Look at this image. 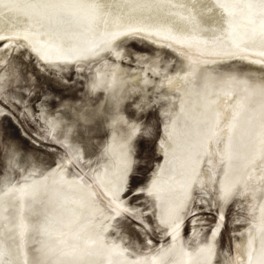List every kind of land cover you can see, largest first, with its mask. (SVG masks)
Returning <instances> with one entry per match:
<instances>
[{
    "label": "rangeland",
    "instance_id": "rangeland-1",
    "mask_svg": "<svg viewBox=\"0 0 264 264\" xmlns=\"http://www.w3.org/2000/svg\"><path fill=\"white\" fill-rule=\"evenodd\" d=\"M36 1L41 4L47 0ZM45 6H39L36 15L37 20L43 21L40 26L47 22L44 26L67 28L66 23H55L59 18L50 14H59L66 22L68 10L59 8L56 12L50 3ZM5 9L0 12H5ZM74 23L72 27L77 24ZM3 41L1 38L0 190L5 184L41 178L66 159L67 175L78 177L90 186L93 185V170L98 173L102 165L108 164L110 172L116 174L114 168L120 165L128 172L121 193L123 196H118L124 199L122 206L130 209L114 214L105 235L104 226L99 225L105 221H99V212L95 218L91 217L92 209L87 202L82 209V217H86H79L74 225L84 222L83 229L89 235L87 238L100 231L104 237L97 240L103 247L98 255H90L86 251L83 256L71 259L55 253L53 247L64 251L77 250L79 243L66 234L54 242L45 235L42 238L45 230L41 233L40 225L49 212L45 206L52 208L50 200L45 201L43 194L39 202L30 201L21 210V200L13 196L10 200L14 206L6 208L0 219V250L4 251L2 259H5L4 262L1 259L0 264H105L104 251L113 253L114 247L126 248V254L134 257L157 253L161 246L166 247L172 242L171 232L160 219L156 202L149 196V188L158 176V166L164 162L165 144L173 117L182 109L180 103L162 96L164 87H157V83L163 77L183 79V91L192 95L224 96L222 91L226 88L227 93L230 91L227 96L235 93L237 99L242 97L240 114L244 109L249 114L242 119L240 136L246 130L247 119L255 129H260L259 122L264 125V62L233 57L219 65L191 61L192 65L170 46H159L153 42L155 45L142 36L130 34L107 48L110 53L102 54L106 56L102 61L98 57L90 64L88 61L83 62L84 65L72 63L95 57L90 56L78 60L60 59V63L69 66L51 65L55 62L41 61L26 44L14 40L16 44L4 47L6 43ZM117 49L119 55L115 56ZM209 68L214 76L210 77L208 84L206 73ZM96 74L100 78L96 79ZM113 74L124 82L120 95L105 81ZM183 94L179 92L177 96L181 99ZM185 133L180 132V140L186 137ZM233 139L239 141L235 135ZM254 154L251 146L238 151L231 146L229 161L224 166L210 169L205 184L196 182L181 210L176 206L174 216H181L178 226L182 235V257L188 250L189 254L195 255L204 244L212 243L210 233L216 228L213 252L210 251L209 256L197 264H233L238 251H249L246 245L254 230L263 225L262 213L264 215V162L255 163L242 177L247 159ZM207 166L204 162V173ZM234 176L240 178L229 189L228 180ZM221 180L228 183L226 187H222ZM244 181L247 182L243 184ZM64 182L61 187L66 190L60 192L73 194V186ZM139 191L143 193L139 194ZM59 225L62 229L68 226L65 219L59 221ZM9 226H14V229H9ZM69 229L71 232L68 233L75 234L74 226H69ZM261 248H264L263 243ZM76 254H81V251ZM113 256L120 258L122 255Z\"/></svg>",
    "mask_w": 264,
    "mask_h": 264
},
{
    "label": "bare ground",
    "instance_id": "bare-ground-1",
    "mask_svg": "<svg viewBox=\"0 0 264 264\" xmlns=\"http://www.w3.org/2000/svg\"><path fill=\"white\" fill-rule=\"evenodd\" d=\"M19 1L0 0V10L6 8L5 12H0V39L2 38L6 43H3L4 47L16 44L14 40L26 44L41 61L52 60L55 62L51 65H68L60 63V59L78 60L90 56L95 57L79 63H72L82 65L83 62L88 61L90 64L98 57L99 61H102L106 57L102 54L110 53L106 50L107 48L130 34L142 36L147 41L155 42L159 46L168 45L171 49L178 51L190 64H192L191 61L198 62V64L208 61L209 64L219 65L233 57L264 62V0H47L46 2L41 1V4H38L39 0V2L36 0ZM49 3L55 7V11L59 8L62 11L68 10V14L65 15L66 22L59 14L58 16L50 14L54 18H59H56L55 23H66L67 28L44 26L47 25V22L40 26L41 20H37L36 16L40 10L39 6L43 7ZM45 7L48 9V6ZM7 9L9 10L7 11ZM48 18L46 21L49 20ZM43 20L45 21V19ZM73 23L74 27H72ZM118 55L117 49L115 56ZM208 70L206 83L209 84L210 77H213L214 73L210 68ZM181 73L180 71L179 74ZM114 76V74L111 75L105 81L111 89L118 91L120 95L124 82ZM97 78H100L99 74H96ZM182 84L183 79L177 77L169 79V76L163 77L159 84L157 83V87H164L162 96H168L174 103H180L182 109L180 114L173 117L169 139L165 144L164 162L158 166V168L160 167L158 176L149 188V196L156 202L158 212L160 211L158 215L162 222L168 226L172 242L166 247L161 246L157 253L134 257L126 254V248L114 247L113 253L104 251L106 254V258L105 255L103 257L106 261L105 264L201 263L209 256L210 251L214 250L213 239L216 237L217 228L210 233L212 243L204 244L199 250L200 252L195 255L189 254L188 250L186 258L182 257L180 254L183 248L182 235L178 226V218L181 216L177 213L174 216L176 206L181 210L196 182L200 185L205 184L209 179L210 169L215 166H224L229 161L231 146L234 151L250 146L254 149L255 154L247 159L245 174L242 177L247 175L255 163L264 162L263 123H257L260 129H255L254 126H251L253 123L251 124V121L246 117L247 126H244L246 130L243 132V136L239 135L242 119L249 114L247 109H244V113L240 114L243 104V102L240 103L243 101L242 97L237 99L235 93L234 96H227L230 91L227 93L226 88L222 91L225 93L224 96L212 94L207 97V94L205 97L203 93L192 95V93L183 91ZM179 92L184 93L181 99L177 96ZM243 124L245 123L243 122ZM180 132H186V137H183L182 140H180L182 137ZM233 135L239 137V141L236 142ZM110 146H113L111 142ZM204 162L208 164L206 173L202 167ZM218 162L220 163L217 164ZM109 168L110 165L106 164L99 168L98 173L93 170L91 172L93 185L90 186L78 177L67 175L66 159L65 162L61 161L55 165L41 178H29L20 180L22 183L5 184L4 188L0 190V219L5 215L6 208L14 206L10 200L11 197L16 196L15 199L21 200L20 208L22 210V207L30 201L39 202L44 194V200L49 199L52 208L45 206L49 212L46 211L47 214H43L46 217L40 225V232L42 233L43 229L46 231L45 233L43 230L42 238L45 235L48 240L53 241L61 239L66 234L67 237L79 243L77 250L64 251L61 248L53 247L55 253L58 252L71 259L83 256L82 253L86 251H89L90 255H98L101 253L103 245L98 244L97 239L104 235L97 231L98 234L87 238L89 235L83 229L85 223L80 222L78 226L74 224L79 220V217L83 219L85 216L82 217L84 213L82 209L88 202L92 209L91 217L95 218L100 214V218L97 216L99 221H105L99 225H102V228L104 226L103 234L106 235V230L109 229L114 214L130 209V207L122 206L124 199L121 194L125 187L128 170H122L119 165L114 168L115 174V172H110ZM252 177L254 178L255 175ZM239 178L234 176L229 179L230 184L224 183L222 179L221 185L226 187L228 184L227 188L231 187ZM64 181L73 186V191H75L73 194L68 195L67 192H60L66 190L61 187ZM245 182L247 181H244L243 184ZM78 188L79 190H77ZM141 192L139 191V194ZM118 194L122 196L119 197ZM31 211L30 213H32ZM97 212L99 213L97 214ZM69 214L71 216H68ZM165 215L167 219L163 217ZM262 217L263 225L254 230L246 245L249 251L247 249L238 251L233 264H264V248L260 249V245L262 243L264 245L263 213ZM64 219L68 226L62 229L59 221H64ZM69 226L70 228L74 226L75 234L68 233L71 232ZM8 228L14 229V226ZM77 251H81V254L75 255ZM3 253L4 251L1 249L0 260ZM113 254L122 256L118 258ZM4 260L2 259L3 262ZM166 261L167 263H165Z\"/></svg>",
    "mask_w": 264,
    "mask_h": 264
},
{
    "label": "flooded vegetation",
    "instance_id": "flooded-vegetation-1",
    "mask_svg": "<svg viewBox=\"0 0 264 264\" xmlns=\"http://www.w3.org/2000/svg\"><path fill=\"white\" fill-rule=\"evenodd\" d=\"M13 45V44H12ZM10 47V44L8 45Z\"/></svg>",
    "mask_w": 264,
    "mask_h": 264
},
{
    "label": "snow or ice",
    "instance_id": "snow-or-ice-1",
    "mask_svg": "<svg viewBox=\"0 0 264 264\" xmlns=\"http://www.w3.org/2000/svg\"><path fill=\"white\" fill-rule=\"evenodd\" d=\"M130 179H132V177H130Z\"/></svg>",
    "mask_w": 264,
    "mask_h": 264
}]
</instances>
